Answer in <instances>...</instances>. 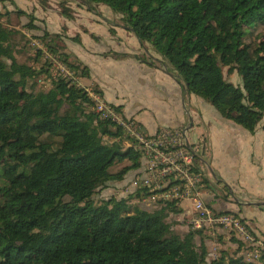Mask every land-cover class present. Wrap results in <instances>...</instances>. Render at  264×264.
Listing matches in <instances>:
<instances>
[{
    "label": "trees",
    "instance_id": "obj_1",
    "mask_svg": "<svg viewBox=\"0 0 264 264\" xmlns=\"http://www.w3.org/2000/svg\"><path fill=\"white\" fill-rule=\"evenodd\" d=\"M80 1L118 15L185 92L221 119L249 134L258 125L264 132V0ZM60 16L70 19L67 7L61 5ZM17 34L0 24V264H252L222 252L207 261L206 247L194 242L201 231H170L168 214L180 212L174 205L140 210L129 205L137 193L95 204L92 195L134 170L138 154L119 140L102 143L101 136L120 132L99 121L77 86L75 78H86L88 69L68 60L60 35L32 37L40 46L33 62L48 59L30 66L15 58ZM222 68L240 85L227 82ZM258 261L264 264V253Z\"/></svg>",
    "mask_w": 264,
    "mask_h": 264
},
{
    "label": "rangeland",
    "instance_id": "obj_2",
    "mask_svg": "<svg viewBox=\"0 0 264 264\" xmlns=\"http://www.w3.org/2000/svg\"><path fill=\"white\" fill-rule=\"evenodd\" d=\"M61 5L68 8L70 19L60 16ZM0 14V24L18 32L13 39L17 50L15 58L18 62L30 66L41 64L48 57L44 55L38 62H33V52L35 49L39 50L40 46L32 37L41 36L43 32L60 35V42L57 44L62 45L63 51L69 56L68 60L88 68L86 78H75L77 86L88 91L103 90L110 101L114 94L116 101L126 108L124 112L128 111L127 109L137 111L135 117L143 125L152 123L187 128L190 124L186 132L188 142L192 146H198L201 140L206 141L209 138V156L205 158V163L210 171V197L217 200L218 204L221 203V206L216 208L222 211L226 206L230 212L239 210V216L243 215L245 209H253L256 213V207L250 205L264 202V132L258 125L255 133L251 135L221 119L213 108L200 98L188 95L175 73L158 54L147 44L139 43L131 33L123 29L118 15L112 14L104 6L86 4L80 0H0ZM28 24H31L33 29H26ZM258 32L259 29L252 33L247 42H254ZM139 60L151 61L158 73L155 76L143 75L141 71L137 72L136 68L126 63H139ZM52 63L54 70L67 73L62 66L53 61ZM221 73L227 82L235 86L240 85L235 73L228 75L225 68L221 69ZM126 77L131 80L127 81ZM41 82L47 88L46 82L40 79L38 86L41 87ZM249 162H255L257 165L249 167ZM125 165L127 162H121L108 171L115 173ZM129 174L130 172L121 181L108 183L105 188L96 191L92 195L93 202L98 204L109 198L126 197L127 194L119 192ZM129 205L144 207L133 200ZM189 205L185 201L179 203L182 211L176 214L177 218L182 219L183 210ZM168 223L175 226L177 234L189 230L185 225H176L177 223L171 220ZM180 227L182 228L179 229ZM216 238L209 240L218 245V255L221 252L224 255L234 254L230 248L223 250V245L218 243ZM228 241L238 246L233 238Z\"/></svg>",
    "mask_w": 264,
    "mask_h": 264
},
{
    "label": "built area",
    "instance_id": "obj_3",
    "mask_svg": "<svg viewBox=\"0 0 264 264\" xmlns=\"http://www.w3.org/2000/svg\"><path fill=\"white\" fill-rule=\"evenodd\" d=\"M65 75H68L67 73ZM93 102V111L99 121L118 129L120 136L102 143L119 140L123 148H131L138 154L137 167L130 171L119 194H138L139 202L151 210L174 205L182 201L190 205L182 215V221L191 231H201L208 238L223 234L241 245L240 256L247 263L259 264L264 253V238L252 233L246 224L232 213H221L210 208L205 200L210 187V171L205 163L207 145L201 140L198 146L188 142L186 127H159L154 133H146L133 119L125 117L114 106L102 102L84 89ZM217 245L209 244L207 261L217 258Z\"/></svg>",
    "mask_w": 264,
    "mask_h": 264
},
{
    "label": "crops",
    "instance_id": "obj_4",
    "mask_svg": "<svg viewBox=\"0 0 264 264\" xmlns=\"http://www.w3.org/2000/svg\"><path fill=\"white\" fill-rule=\"evenodd\" d=\"M106 31V30H105ZM126 31V30H125ZM91 32V31H90ZM107 32V31H106ZM127 32V31H126ZM92 33H94L92 31ZM129 33V32H128ZM130 34V33H129ZM119 37H116V39H118ZM125 38V37H124ZM112 43V42H111ZM114 45V43H112ZM119 48V47H118ZM125 63V62H123ZM129 64L130 67L132 68H136L140 73L143 74V75H148V76H155L157 72V70L154 68V66L152 67H149L147 66L146 64H142V63H138V62H126ZM85 66V65H84ZM145 66V68L143 67ZM86 67V66H85ZM87 68V67H86ZM154 68V69H152ZM88 69V68H87ZM127 79V77H126ZM129 80H131L130 78H128ZM127 79V81H128ZM125 80V79H123ZM101 90V89H100ZM100 92V95H101V92H102V95H101V98L100 100L108 105H111V106H114V107H119L120 111L122 112V114L127 117V118H131L133 119L137 124H139L143 130L146 132V133H149V134H152L154 133L159 127H174V126H167V125H154L152 123H146V124H142V122L140 120H138L135 115L137 113V111L135 110H130V109H127L128 111L124 112V109H126L122 103H120L119 101L117 102L116 101V98L113 94L112 97V101L109 100V96L105 94V92L103 90L99 91ZM174 92V91H172ZM175 93V92H174ZM176 94V93H175ZM182 102V100H181ZM121 107V108H120ZM181 107H183V105L181 104ZM184 109V107H183ZM186 112L188 113V111L186 110ZM181 121V119H179ZM176 126H181V124H176ZM255 133V132H254ZM253 133V134H254ZM252 135V134H251ZM204 141V140H203ZM204 143L207 145V157L209 156V148H210V140L209 138L204 141ZM209 160V159H208ZM210 161V160H209ZM251 163V165H248L249 167H252V166H256L257 164L255 162H249V164ZM212 197H210V190H207L206 192V196H205V200L207 201V203L210 205V208L215 210V211H218V212H227V213H232L234 215H236L239 219H241L245 224L246 226L248 227V229L254 233L255 235L257 236H260V237H263L264 238V202H259V203H252L250 206H255L256 207V213H254L253 209H248V211L245 209L243 211V215L242 216H239V210L238 211H235V212H230V210L225 206L222 211L218 210L216 207H220L221 203L218 204V201L217 200H212L211 199ZM264 198H262L263 200ZM242 205V204H241ZM246 206V205H244ZM136 207V205H135ZM189 207V206H188ZM187 207V208H188ZM138 208V207H137ZM186 208V209H187ZM140 210H144V211H150L151 209L149 207H142V208H138ZM185 210H183V215L185 213ZM179 211H182L181 208L179 207L178 208ZM173 221V222H176L177 224L176 225H179V226H182V225H185L187 227V225L179 218H177L176 215H171V214H168L167 218H166V222L168 223L169 221ZM183 227V226H182ZM182 227H180L179 229H181ZM170 231L175 234V235H178V236H181L183 235L184 233H186V231L188 230H185L184 232H182V234H177L176 232V229H175V226H171L170 225ZM217 237V238H216ZM217 240L218 243H221L223 246H222V249L223 250H227L228 248H230L231 252L233 253H236L237 255H240V252H241V246H236L235 244L231 243L228 241V239L230 237H227L223 234H217L215 235V237L211 238L210 239H215ZM214 241V240H212ZM236 241V240H235ZM194 242L196 245L199 244V242H202L203 245L206 247V249L209 248V243L210 240L208 238V236H206L204 233H201L200 235H197L195 236L194 238ZM215 242V241H214ZM237 242V241H236ZM238 243V242H237ZM217 245V244H216ZM239 245V243H238ZM218 246V245H217ZM236 246V247H235Z\"/></svg>",
    "mask_w": 264,
    "mask_h": 264
},
{
    "label": "water",
    "instance_id": "obj_5",
    "mask_svg": "<svg viewBox=\"0 0 264 264\" xmlns=\"http://www.w3.org/2000/svg\"><path fill=\"white\" fill-rule=\"evenodd\" d=\"M189 127H190V124H189ZM189 127H188V128H189Z\"/></svg>",
    "mask_w": 264,
    "mask_h": 264
}]
</instances>
